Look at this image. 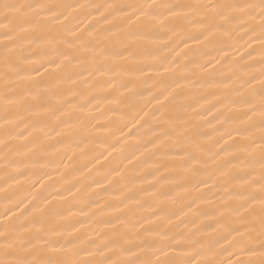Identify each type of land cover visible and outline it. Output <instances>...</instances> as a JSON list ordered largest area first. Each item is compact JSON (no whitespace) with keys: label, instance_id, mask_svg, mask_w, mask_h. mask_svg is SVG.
Segmentation results:
<instances>
[{"label":"snow or ice","instance_id":"1","mask_svg":"<svg viewBox=\"0 0 264 264\" xmlns=\"http://www.w3.org/2000/svg\"><path fill=\"white\" fill-rule=\"evenodd\" d=\"M0 200V264H264V0H0Z\"/></svg>","mask_w":264,"mask_h":264},{"label":"bare ground","instance_id":"2","mask_svg":"<svg viewBox=\"0 0 264 264\" xmlns=\"http://www.w3.org/2000/svg\"><path fill=\"white\" fill-rule=\"evenodd\" d=\"M205 127H207V126H205ZM99 135H106L105 133H99ZM94 199H95V197H94ZM2 204H3V201L2 200H0V207H2ZM226 256H227V254H225V258H226Z\"/></svg>","mask_w":264,"mask_h":264}]
</instances>
